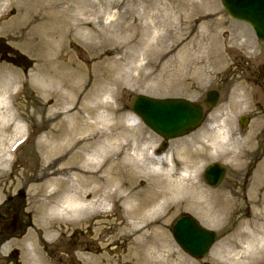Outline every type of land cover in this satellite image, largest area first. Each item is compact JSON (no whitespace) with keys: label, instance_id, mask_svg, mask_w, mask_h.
<instances>
[{"label":"rangeland","instance_id":"rangeland-1","mask_svg":"<svg viewBox=\"0 0 264 264\" xmlns=\"http://www.w3.org/2000/svg\"><path fill=\"white\" fill-rule=\"evenodd\" d=\"M70 1L71 12L63 21L58 20L54 28L42 31L35 24L25 26L14 42L7 31L14 15H6L0 20V43L11 52L3 61L1 54L5 50L0 49V84L13 82L7 95L4 94L6 86H0V108H3L0 113L3 114L5 109H10V114L15 113L18 118L13 123L23 133L18 135V141L13 145L8 140L5 145L0 143V202L7 197L21 200L19 204L23 207L22 217L26 222V229L20 237L22 239H13L1 250L3 260H6L9 249H16L19 264H28L30 254L24 248L28 236L34 237L33 243L41 264H115L126 255V243L115 238L117 227L113 224L127 216L130 205H123L121 201L115 204L103 201V193L114 191V184L103 187L95 199H88L84 205L90 207L76 222L56 219L52 222L55 229L52 234L43 231L31 193L27 190L36 183L28 178L43 170L46 161L40 145L48 129L57 123H64L67 126L79 124L83 135L93 131L100 134L97 143L83 152V157L92 158L94 172L101 177L109 172V169H105L112 158L126 154L137 158L141 150L142 155L145 150V156L156 162L157 159L168 158L183 143L189 144L190 151L194 153L200 152L201 148L207 149L205 154L209 160L199 165L192 180L197 187L195 197L188 202L185 195H178L159 211L155 207L163 200L158 199L155 203L152 218L159 222V234L145 239L144 259L139 264H264V247H261L264 245V180L260 178L264 176V68H261L264 65V44L257 41L248 26L228 18L221 0H206L205 15L221 22L219 29L212 25L208 31L219 42L222 63L212 67L209 58L204 61L198 59L190 65V70H178L173 78L171 75L175 70L172 67L166 66L165 71H169L166 76L159 68L145 67V62L140 58L139 63L135 64L138 72L126 77L118 68L129 69L135 65L128 59L115 68L111 62L113 55L103 54L107 46H101L97 40L91 41L86 34L98 17H102L103 24L107 25L130 3L142 11L141 0ZM104 10L105 13L100 14ZM78 19L86 20L90 25L81 27L77 32H68L67 26L74 25ZM202 20L199 14L189 19L178 16L170 31L162 25L155 31L159 32L157 37L160 36L164 46L170 43L172 36L185 31L172 56L179 61L184 59L183 54L177 53L188 45L186 51H190L191 56L187 61H191L194 51L202 47ZM204 52L205 49L201 48L195 55L200 58ZM169 58L160 62L161 67H165ZM107 69L111 72L106 73ZM152 71L154 73L147 81L142 80L144 83L134 78L139 73L144 76ZM157 78L164 82L171 81V92H158L160 90L155 89ZM208 91H217L220 96L216 107L206 111L201 126L185 137L168 142L167 149L156 154L162 140L141 120L136 122L130 109L133 99L146 96L159 100L184 99L202 104ZM77 110L81 112V119L74 118ZM59 111L69 113L55 117ZM241 117L249 119L243 130L239 126ZM138 123L139 127H135ZM117 124L126 132L118 140L114 139L119 133ZM132 127H135V137L141 136L142 139L138 146L137 142H133L136 138L130 136ZM128 137L131 139L129 143L124 141ZM215 142L222 145L220 151L211 146ZM120 143L126 146L125 149L118 147ZM225 154L226 157L223 156ZM213 163L226 167L224 180L216 189L208 187L202 179L203 171ZM162 170L163 166L153 165L147 174L157 181L153 175ZM177 173L183 175L184 172ZM147 179L143 172L138 182ZM138 182L135 181V185ZM255 194H259L261 205L254 201ZM216 197L229 200L227 213L209 214L207 209L212 208L210 204ZM153 209L149 208L148 211ZM261 211L262 216L259 217ZM182 216L194 218L203 228L217 235V242L200 260L183 253L172 238V225ZM253 219L257 223L254 231L240 228ZM96 229L104 231L97 232ZM239 231L248 232L247 236L236 237ZM112 237L115 242H108Z\"/></svg>","mask_w":264,"mask_h":264},{"label":"bare ground","instance_id":"bare-ground-1","mask_svg":"<svg viewBox=\"0 0 264 264\" xmlns=\"http://www.w3.org/2000/svg\"><path fill=\"white\" fill-rule=\"evenodd\" d=\"M140 4L142 11H138L137 6L130 3L121 14L114 16L116 19L113 22L107 25L103 24L102 17H98L96 23L94 22L93 26L90 27L89 33L86 34L91 41L97 40L101 42V46H107L103 52L104 55H113V58L116 56L111 59L115 68L128 59L135 65L142 58L145 67L159 68L158 70H161L163 75L166 76L169 73V71H165L166 66L167 68L172 67V70L175 71L171 76L174 78L178 70H190V65L198 59L204 61L205 58H209L212 67L215 66L214 64L223 62L219 42L208 31L212 25L219 29L221 22L211 20V16L205 15L204 12L207 10L206 0H141ZM71 10L72 1L70 0H0V20L6 15H14L7 30L8 33H11L9 37L13 42L18 39L17 36L24 30L25 26L35 24L42 31L49 30L54 28L58 20L63 21ZM104 13L105 10L103 13L100 12L102 15ZM196 14H199L203 19L200 24L203 29L200 39L202 47H199L198 51L201 48L205 49L206 56L203 57L204 52V55L197 58L195 54L198 51L195 50L191 61H187L191 53L186 51L188 45H185L184 49L180 51L181 53H177V55L183 54L185 57L179 61L176 56H172V53L185 31L172 36L169 40L170 43L164 46L160 36L157 37L159 32L156 33L155 30L162 25L170 31L175 17L189 19ZM212 16H215V14ZM18 19H20L19 22ZM5 24L7 25V23ZM22 25L24 26L22 27ZM89 25L86 20L78 19L74 25L67 26V31L74 30L77 32L81 30V27ZM168 30L166 31L169 33ZM234 39L236 40V38ZM166 57L170 58L165 67H161L160 62ZM148 58L152 60L148 61ZM157 60L160 61L156 63ZM102 61L104 62V60ZM175 64L178 67H174ZM118 70L122 75L132 77L133 72H138V67L137 65L129 69L119 67ZM110 72V69L106 70V73ZM153 73L152 71L144 76L139 73L134 78L142 83V80L147 81ZM12 84L13 82L0 84V86H6L5 95L8 94V88ZM171 85H173L171 81L170 83L169 81L164 82L157 78L155 89L160 90L158 91L160 93H168L172 90ZM2 109L0 108V110ZM2 112L3 114L0 113V143L2 142V145H5L6 140H8L13 145L18 141V135L23 134L22 129L15 127L13 123L18 118L15 113L10 114V109H5ZM67 113L69 112L59 111L55 114V117H61ZM74 118L81 119L79 110L75 111ZM138 125L139 123L135 127H139ZM116 127L119 133L114 136V139L118 140L126 132L118 124ZM135 127L131 128V137L136 136L133 134ZM99 135L95 131L83 135L79 124L67 126L64 123H57L51 126L44 137L42 145H40L46 162L40 174L31 179L28 178L36 185L28 187L27 190L31 193V200L34 203L43 231L46 234H52L55 231L54 226H52L54 220L76 222L77 218L90 207L84 205L87 200L90 198L95 199L103 187L114 184V191L109 190L103 193V201L113 204L121 201L123 205H130L128 206L127 216L113 224L115 228H119L115 229L117 232L115 238L123 240L127 246L126 255L115 264H139L144 259L145 239L159 234L157 226L159 222L153 221L152 218V214L155 213L153 209L155 203L158 199L163 200L161 204L155 207L156 211H159L169 204V200L171 201L178 195H185L188 202L195 197L197 187L192 183V180L199 170V165L209 160V156L205 154L207 149L201 148L200 152L194 153L190 151L189 144L183 143L168 158L157 159L156 162L145 156V150L142 155L141 150L137 158L127 154L112 158L105 169V171L109 169V172L105 177H101L98 172H94L92 158L85 159L83 157V152L97 143ZM124 141L129 143L131 139L128 137ZM134 141L137 142V146L141 144V136ZM211 146L218 151L222 148L219 142H215ZM118 147L125 149L126 146H122L120 143ZM8 155L9 153L6 150V156ZM226 155L223 156L226 157ZM106 156L104 155V157ZM93 157L95 156L93 155ZM84 159L86 160L85 164ZM153 165L164 167V170L153 175L156 176L157 181L151 179L149 173V175L147 174V171ZM178 171H183V175H178ZM262 171L264 173V169ZM143 172L149 179L138 182L140 173ZM260 178L264 180V176ZM135 181L138 182L137 185H135ZM255 195L257 198L254 196V201L258 205L262 201L259 194ZM220 198H214L210 204L212 208L207 209L210 215L222 211V213L228 212L229 200L224 197ZM262 204H264V198ZM149 208L153 210L148 211ZM261 216L262 211L259 217ZM256 225V219H253L241 225L240 228L245 227L246 231H254ZM99 230L104 231V229H96L97 232ZM246 231H239L236 233V237L247 236L248 232L246 233ZM115 238H110L108 242H115ZM33 239V236H28L24 243L25 250L30 254L28 255V264H41V258L37 255ZM261 247L263 248L264 245Z\"/></svg>","mask_w":264,"mask_h":264},{"label":"water","instance_id":"water-1","mask_svg":"<svg viewBox=\"0 0 264 264\" xmlns=\"http://www.w3.org/2000/svg\"><path fill=\"white\" fill-rule=\"evenodd\" d=\"M223 7L231 19L252 26L257 38L264 42V0H222ZM218 94L210 92L204 101L205 106H215ZM132 111L145 125L165 140L177 138L195 129L201 122L202 110L183 100H153L136 97ZM246 120L241 121V127ZM165 148L163 145L162 149ZM224 169L218 165L210 167L204 180L212 187L222 181ZM173 238L177 245L188 255L200 259L206 255L215 242V234L206 231L191 218H182L173 226Z\"/></svg>","mask_w":264,"mask_h":264},{"label":"flooded vegetation","instance_id":"flooded-vegetation-1","mask_svg":"<svg viewBox=\"0 0 264 264\" xmlns=\"http://www.w3.org/2000/svg\"><path fill=\"white\" fill-rule=\"evenodd\" d=\"M21 200L14 197H7L5 200L0 202V249L13 237L19 236L21 231L24 229L25 222L23 221V210L22 206L19 204ZM16 219V232L13 236H8L6 234V229L9 225L13 223ZM0 264H4L0 257Z\"/></svg>","mask_w":264,"mask_h":264},{"label":"trees","instance_id":"trees-1","mask_svg":"<svg viewBox=\"0 0 264 264\" xmlns=\"http://www.w3.org/2000/svg\"><path fill=\"white\" fill-rule=\"evenodd\" d=\"M6 54V53H5ZM4 55V54H3Z\"/></svg>","mask_w":264,"mask_h":264}]
</instances>
